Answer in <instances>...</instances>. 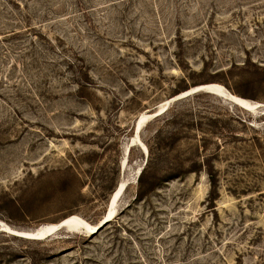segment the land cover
<instances>
[{"label":"rangeland","instance_id":"rangeland-1","mask_svg":"<svg viewBox=\"0 0 264 264\" xmlns=\"http://www.w3.org/2000/svg\"><path fill=\"white\" fill-rule=\"evenodd\" d=\"M205 83L264 104V0H0V219L96 224L126 181L0 264H264V105L171 100Z\"/></svg>","mask_w":264,"mask_h":264},{"label":"bare ground","instance_id":"bare-ground-1","mask_svg":"<svg viewBox=\"0 0 264 264\" xmlns=\"http://www.w3.org/2000/svg\"><path fill=\"white\" fill-rule=\"evenodd\" d=\"M196 88H210L211 92H209V93H213V94H217L219 96L225 97V98L229 99L230 101H232L233 103H235L236 105H238L244 109H247L249 111H256L258 108H260L261 105H264L261 102L251 101V100H248L246 98L240 97L236 94H233L232 92L226 90L225 87L220 83L198 84L196 86H192L188 90L181 92L178 97L182 98V97L188 96V94L191 93L190 90L196 89ZM198 91L206 92V90H204V89H201ZM171 100H172V97H171ZM171 100L168 99L167 101H165V103L162 102L163 104L155 112H153L151 114H148L145 112L140 113V115L137 117V120H136V123L138 122V124H139V129L137 130L136 135L133 136L132 144H134V143H138L139 145L142 144L144 149L147 150L146 145L141 140V137H138V134H140L142 126L145 125V122L148 119L153 118L155 116V114L159 113L160 111H161L160 113H163L167 109ZM136 123H135V125H136ZM136 140L137 141L139 140V141L137 142ZM125 186H126L125 180L121 181L118 184L115 191L112 193V195L110 197L109 210L106 212V214H104V217L98 223L91 224L85 218L79 216L78 214H72V215H69V216L61 219V220H64V222L66 223V229L65 230L70 231V232H82V233L86 232L88 234L97 233L100 229L99 230H96V229L98 228V226L100 225V223L104 219H109L108 222H110L111 220L114 219L115 212H116L115 206H116L118 200L120 199L121 195L123 194V192L125 190ZM57 224H58V222L57 223L53 222V223H47V224L40 225L39 227H37L34 230H32V229L31 230H20V229H16V228L9 226L8 224H6L4 221H2L0 219V229H2L3 231H8L11 234H14V235L20 236L22 238H26V239H33L30 237L36 236V238H34V239H37V240H40V239L43 240V239L49 237L50 235L49 236H46V235L49 232H51L53 229H55ZM22 233H24L25 235L23 236Z\"/></svg>","mask_w":264,"mask_h":264},{"label":"water","instance_id":"water-1","mask_svg":"<svg viewBox=\"0 0 264 264\" xmlns=\"http://www.w3.org/2000/svg\"><path fill=\"white\" fill-rule=\"evenodd\" d=\"M201 89H204V90H206V92H211V90H210V88H196V89H191L190 90V92L191 93H189L188 95H190V94H192V93H195V92H199L198 90H201ZM179 96V94L178 95H176V96H174L173 98H172V100H176V99H178V98H180V97H178ZM261 106H263V105H261ZM161 112V111H160ZM157 113V114H155V116H158L159 114H161V113ZM154 116V117H155ZM139 129V124H138V122L136 123V125H135V131H136V133H137V130ZM138 137H140V134H138ZM142 145V144H141ZM142 147H143V145H142ZM144 148V147H143ZM111 205V204H110ZM109 221V219H104L101 223H100V225L98 226V228L96 229V230H99V229H102L106 224H107V222ZM62 229H66V223L64 222V220H61V221H59L58 222V224H57V226L55 227V229H53L51 232H49L46 236H49V235H52V234H54V233H56V232H58V231H60V230H62ZM22 235L24 236L25 234L24 233H22ZM34 236V235H33ZM30 238H36V236H34V237H30ZM37 240V239H36Z\"/></svg>","mask_w":264,"mask_h":264},{"label":"trees","instance_id":"trees-1","mask_svg":"<svg viewBox=\"0 0 264 264\" xmlns=\"http://www.w3.org/2000/svg\"><path fill=\"white\" fill-rule=\"evenodd\" d=\"M70 215H72V214H70ZM69 216V215H68ZM67 217V216H66ZM65 218V217H64Z\"/></svg>","mask_w":264,"mask_h":264}]
</instances>
